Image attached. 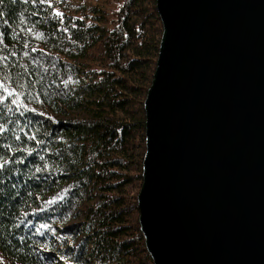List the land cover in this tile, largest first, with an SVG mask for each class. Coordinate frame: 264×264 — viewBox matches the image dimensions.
<instances>
[{
	"label": "trees",
	"instance_id": "trees-1",
	"mask_svg": "<svg viewBox=\"0 0 264 264\" xmlns=\"http://www.w3.org/2000/svg\"><path fill=\"white\" fill-rule=\"evenodd\" d=\"M161 36L156 0H0V264H153L137 194Z\"/></svg>",
	"mask_w": 264,
	"mask_h": 264
},
{
	"label": "water",
	"instance_id": "water-1",
	"mask_svg": "<svg viewBox=\"0 0 264 264\" xmlns=\"http://www.w3.org/2000/svg\"><path fill=\"white\" fill-rule=\"evenodd\" d=\"M138 222L153 264H264V0H156Z\"/></svg>",
	"mask_w": 264,
	"mask_h": 264
},
{
	"label": "snow or ice",
	"instance_id": "snow-or-ice-1",
	"mask_svg": "<svg viewBox=\"0 0 264 264\" xmlns=\"http://www.w3.org/2000/svg\"><path fill=\"white\" fill-rule=\"evenodd\" d=\"M15 94H16L15 89L3 87V91H2V93H0V102H3L6 99V97H12ZM12 103L17 104L18 101L16 99H13ZM25 107H27V106L25 105ZM33 111H35V110L33 109ZM2 131H4V128L2 126H0V132H2ZM17 139H19V137H17ZM4 163H7V161H4ZM0 168H3V164H0Z\"/></svg>",
	"mask_w": 264,
	"mask_h": 264
}]
</instances>
